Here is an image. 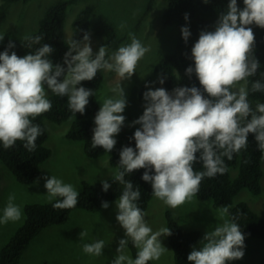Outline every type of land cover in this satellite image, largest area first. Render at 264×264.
Wrapping results in <instances>:
<instances>
[{"label":"clouds","instance_id":"clouds-1","mask_svg":"<svg viewBox=\"0 0 264 264\" xmlns=\"http://www.w3.org/2000/svg\"><path fill=\"white\" fill-rule=\"evenodd\" d=\"M243 3L241 9L237 0H230L215 30L201 31L191 48L194 67L189 66L186 74L191 77L195 73L202 87H176L169 92L163 87L153 90L146 85L144 112L133 121V125H140L133 136L135 148H122L119 168L123 170H117L114 175V181L123 185L122 194L115 202L116 219L125 229L127 239L119 241L112 264H148L159 260L168 250L160 237L172 235L169 228L153 232L145 220L146 213L137 203L140 188L126 180V174L145 169L142 179L151 183L153 195L169 207L177 208L193 199L205 177L227 172L223 158L231 160L234 154L246 149L250 133L255 134L258 148L264 153V103L253 106L247 88L248 78L255 76L260 66L254 55L255 35L250 26L264 28V0H243ZM185 19L188 20V14ZM181 32L187 43L190 28L183 26ZM129 37L131 43L119 47L110 58L106 59L105 46L93 58L90 34L85 32L82 41H68L66 68L50 59L54 48L49 44L20 57L15 51L9 53L15 47L10 41L8 48L0 53V142L3 147L10 149L22 141L28 151L36 148L43 130L32 121L51 110L49 90L58 97L67 96L69 110L76 116V113H85L89 98L95 95L93 90L78 85L93 80L98 70L114 71L120 81L130 80L150 49L135 34L129 33ZM25 39L39 44L43 37ZM3 40L4 35L0 34V42ZM165 79L161 77L159 83L164 84ZM112 91L115 98L105 99L94 118L91 141L93 149L102 147L107 153L117 144L116 136L125 124L123 113L128 103L119 83ZM261 91H264V82L256 80L251 92ZM197 163H202L203 171L194 170ZM44 179L49 201L62 198L53 203V208L76 207L80 193L73 185L54 175ZM101 183L107 192L111 185L107 180ZM15 199V194L10 193L0 224L21 220L22 210L14 203ZM101 206L107 209L109 203L103 201ZM227 214L228 208L224 207L220 212L223 222L206 232L199 247L193 246L187 257L191 264H227L244 257L245 235L235 217L223 219ZM86 236V231L80 233V239ZM129 239L138 249L135 259L125 254ZM104 247V241L98 240L84 244L83 252L99 257Z\"/></svg>","mask_w":264,"mask_h":264},{"label":"trees","instance_id":"trees-1","mask_svg":"<svg viewBox=\"0 0 264 264\" xmlns=\"http://www.w3.org/2000/svg\"><path fill=\"white\" fill-rule=\"evenodd\" d=\"M27 2L28 0H1L0 3V26L6 21L10 8L18 2ZM81 0H56L48 6L42 16L38 27L27 34L25 37L42 36L39 44H32L25 37L9 34L4 41L0 42V53L8 48L9 42H13L15 47L9 50L15 51L18 56L23 57L43 44H49L54 48L50 59L54 64H64L65 54L68 52V40L65 36V24L71 8ZM167 2L166 10L163 13L162 21L165 25H175L179 31V41L177 49L174 52L164 54L158 61L155 70L165 77V85L169 89L176 87H202L199 84L195 73L189 77L186 69L189 66L194 67V61L191 59V48L198 40L201 31H214L215 25L221 13L227 11L230 0H165ZM238 6L243 9V0H237ZM76 16L72 21V39L82 41L85 32L94 31L97 35L103 37L102 46L106 47L109 58L112 51L118 49L122 42L119 32L111 19L103 13H99L95 4H89L78 9ZM188 14V20L185 19ZM188 26L191 31V37L185 43L181 28ZM255 35L254 55L259 61L257 74L248 78L247 88L249 98L260 99L264 103V91L251 92V85L256 80L264 82V28L255 24L251 25ZM98 52L93 53V58ZM75 54V53H74ZM111 73H115L111 71ZM63 79L62 77L60 78ZM105 79V71L98 70L96 77L91 81H82L79 86L91 89L95 95L89 98V104L86 106L84 114L76 113V116L69 110L68 97H58L54 94L47 98L52 104V108L34 119L33 124L39 125L43 130V135L38 137L36 148L28 151L22 141H17L15 146L5 149L0 142V161L4 163L14 174L16 179L25 184L33 183L41 174L42 164L52 155V149L46 144L49 132L46 126V119L56 123H63L73 118L71 126L67 131V137L75 140H82L84 151L89 157L97 158L107 152L102 147L92 148L93 129L95 128L94 118L101 108L97 99L96 91L102 85ZM151 79H147L141 87L143 94L146 85H150ZM134 130H121L116 136L117 144L110 152V162L119 168L120 151L125 146L135 148L133 139ZM199 155V154H197ZM264 153L259 148L255 140V134L248 136V147L242 149L239 153L233 155L231 160L224 157L227 166V172L217 174L215 177H205L199 188L196 197L200 200L211 199L213 205L219 208H228L230 220L235 217V222L240 225L245 238L252 236L264 240V216L255 211L250 204L245 201L234 203L235 197L243 188L250 189L255 194L262 192V178L264 175L262 159ZM238 168L236 176H232L231 168ZM119 170H123L120 169ZM195 171H203L202 163L194 165ZM1 171V167H0ZM145 169H139L132 174H126L125 179L130 180L134 187H139L141 196L137 201L138 206L146 212L153 198V188L150 182L142 179ZM154 174V170H153ZM107 180L111 185L105 192L102 188V181ZM98 182L83 180L82 190L79 191L78 204L72 209L62 210L53 208L56 200L49 202H30L24 207L25 220L15 230L8 242L0 249V264H22L24 252L31 242L44 229L61 224L69 220L72 212L77 208H83L90 211L101 209L103 201H110L119 198L122 194L123 185L114 181V176L103 179ZM167 226L172 231L168 236L170 244L174 251V264H191L187 257L201 240V230H187L171 211L166 212ZM133 259L136 258L138 249L129 242ZM148 264H153L149 261ZM257 264H264V255Z\"/></svg>","mask_w":264,"mask_h":264},{"label":"rangeland","instance_id":"rangeland-1","mask_svg":"<svg viewBox=\"0 0 264 264\" xmlns=\"http://www.w3.org/2000/svg\"><path fill=\"white\" fill-rule=\"evenodd\" d=\"M55 1L28 0L13 4L6 21L0 26V34L4 35V40L9 34L23 38L34 31L48 6ZM89 4H95L98 12L106 14L114 23L122 38L119 47L130 44L129 33H133L143 45L150 49L139 62L136 73L130 80L120 81L116 73L104 70L105 79L96 91L97 99L102 106L105 99L115 98L116 94L112 88L119 83L125 90L128 102L123 113L126 121L122 130L137 129L140 125H133V121L137 120L144 112L146 101L143 98L144 93H141V87L146 80H152L149 87L153 90L163 87L169 92L172 91L167 88L165 83H159L162 76L156 72L155 67L164 54L176 51L179 31L175 25H165L162 21L163 13L167 7L165 0H81L71 8L66 20L65 36L68 41L72 40V21L76 16L75 13L78 9ZM89 34L93 53L98 52L102 46L103 37L94 31H90ZM118 49L112 51L109 58ZM147 90L148 88L145 89V91ZM51 94L49 90L48 96ZM248 99L253 106L258 102L261 103L260 99L249 97ZM72 120L73 118H70L63 123H56L46 119L49 132L46 144L52 149V155L42 164V172L33 183L19 182L12 171L0 161V216L8 203L10 193L15 194L14 203L22 210L21 220L0 224V249L24 222L26 203L49 202L45 177L51 178L54 175L64 183L73 185L79 192L82 190L83 180L98 182L113 177L119 170L117 165L110 162V153L97 158L89 157L84 151L82 140L67 137L66 133ZM262 167L264 172V155ZM231 173L232 176H236L238 168H231ZM117 199L108 201L107 209L101 207L98 211H90L77 208L66 222L44 229L24 252L22 264H112L117 255L119 241L127 239L125 229L116 219L118 210L115 202ZM242 200L247 201L255 211L264 216V175L262 192L255 194L250 189L243 188L235 197L234 203ZM222 209L215 207L211 199L200 200L196 195L190 202L177 208H171L153 196L145 212V220L153 232L168 228L166 212L171 211L187 230H201L202 240L207 231L214 230L223 222L220 216ZM223 219L230 220L229 214ZM83 231L87 232V236L80 239V233ZM98 240H103L105 243L102 255L97 257L83 252L84 244L94 243ZM160 240L168 250L159 260H153V264H174V251L169 237L162 235ZM129 242L125 254L133 259ZM196 247H199V243ZM244 251L245 255L242 259L228 261L227 264H257L264 255V240L252 236L245 238Z\"/></svg>","mask_w":264,"mask_h":264}]
</instances>
